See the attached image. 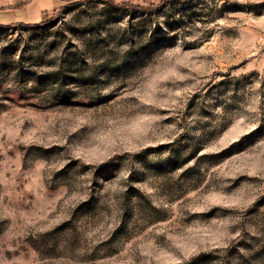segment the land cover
Here are the masks:
<instances>
[{"label": "rangeland", "instance_id": "374dc122", "mask_svg": "<svg viewBox=\"0 0 264 264\" xmlns=\"http://www.w3.org/2000/svg\"><path fill=\"white\" fill-rule=\"evenodd\" d=\"M108 2L0 6V264H264V0Z\"/></svg>", "mask_w": 264, "mask_h": 264}, {"label": "crops", "instance_id": "0c3cea01", "mask_svg": "<svg viewBox=\"0 0 264 264\" xmlns=\"http://www.w3.org/2000/svg\"><path fill=\"white\" fill-rule=\"evenodd\" d=\"M34 0H0V6L8 12H13L14 14L20 9H25L32 4ZM70 0H47L45 5L41 6L40 3H36L37 9L40 10L39 17H42V12L47 15L46 18L53 14V12L60 10L61 7L65 6ZM44 18V19H46ZM44 19L36 22H14V21H4L0 23L1 25H9L13 23H24V24H34L43 21Z\"/></svg>", "mask_w": 264, "mask_h": 264}, {"label": "trees", "instance_id": "16d2710c", "mask_svg": "<svg viewBox=\"0 0 264 264\" xmlns=\"http://www.w3.org/2000/svg\"><path fill=\"white\" fill-rule=\"evenodd\" d=\"M104 1H106V2H108V0H104ZM168 1H170V0H163V3L161 4V5H159V6H157L155 9H153L152 11L154 12L155 10H157V9H160V8H162L163 6H164V4L166 3V2H168ZM108 3H110L112 6H114V7H116V8H121V6H118L117 4H115L114 2H108ZM144 12H148V11H144ZM45 25H47V23H43V22H40V23H37V24H25V25H23V27L25 28V27H43V26H45ZM0 27H6L5 25H1L0 24Z\"/></svg>", "mask_w": 264, "mask_h": 264}]
</instances>
